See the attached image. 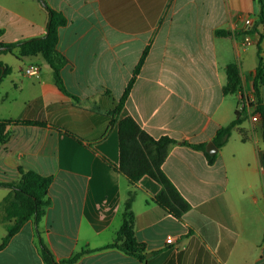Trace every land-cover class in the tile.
Wrapping results in <instances>:
<instances>
[{"label":"crops","instance_id":"1","mask_svg":"<svg viewBox=\"0 0 264 264\" xmlns=\"http://www.w3.org/2000/svg\"><path fill=\"white\" fill-rule=\"evenodd\" d=\"M45 5L67 18L58 50L67 58L61 73L68 94L42 55L0 51V120L46 123L8 126L9 137L0 143V181H17L20 167L53 178L38 231L55 259L89 249L60 264H264L260 120L249 116L248 125L245 120L235 128L213 163L190 146L215 144L217 131L236 118L242 95L256 99L258 44L264 56V39L252 29L259 0H0V43L44 36ZM234 62L242 90L226 95V67ZM30 65L40 67L38 75L25 73ZM5 66L10 72L4 76ZM124 117L154 139L177 141L162 169L190 204L182 218L154 202L157 181L145 175L132 185L118 170ZM130 191L134 235L145 260L104 248L122 224ZM8 193L0 187V203ZM36 231L28 221L0 251V264H44Z\"/></svg>","mask_w":264,"mask_h":264},{"label":"trees","instance_id":"2","mask_svg":"<svg viewBox=\"0 0 264 264\" xmlns=\"http://www.w3.org/2000/svg\"><path fill=\"white\" fill-rule=\"evenodd\" d=\"M260 11L258 20L253 26V30L260 34L261 40L264 39V32L258 31V26L264 24V0H259ZM48 11L47 32L42 37L30 38L13 43H0V51L3 53H15L18 57L42 55L44 60L50 65L57 87L67 93L62 78V69L67 64V58L58 50L59 30L67 24V18L63 13L53 10L45 5ZM146 52H144V56ZM143 61V58H142ZM139 62L135 69L134 76L130 80L123 97L116 109L119 112L127 99L135 77L141 66ZM4 64L0 63V67ZM10 72V68L5 66L4 76ZM227 83L224 93L235 94L242 90V74L237 63H230L226 67ZM264 86V56L258 44V65L252 73V93L256 97L254 101L242 95L240 103L242 106L236 111V118L228 125L221 127L215 137L214 142L218 148H222L232 135L235 128L242 125L249 116H258L264 135V100L262 98V88ZM10 124H25L45 126L43 122L0 120V143L7 141L9 137L8 126ZM119 130V149L120 161L118 170L125 175L130 184L134 185L143 176L148 175L161 185V191L154 198V202L177 218H182L189 210L190 204L179 193L174 184L168 178L162 165L164 164L170 148L177 141L162 137L154 139L145 132L132 117H124L118 122ZM201 150L213 163L217 155L207 152L205 144L190 145ZM20 176L17 181L1 182L0 187L9 190L7 196L0 203V222L5 224L6 234L0 240V251L4 250L10 240L23 228L30 220H33L37 227L38 244L40 255L44 264L73 263L83 254L92 250L84 249L68 259L58 262L50 249L43 242L38 231V224L45 215L50 205L48 191L52 184L51 176L42 175L32 169L19 168ZM135 200V192L130 191L123 207L122 224L117 231L113 242L104 248H115L127 255L136 257L140 260L146 259L144 245L137 242L134 235L135 214L132 209Z\"/></svg>","mask_w":264,"mask_h":264},{"label":"built area","instance_id":"3","mask_svg":"<svg viewBox=\"0 0 264 264\" xmlns=\"http://www.w3.org/2000/svg\"><path fill=\"white\" fill-rule=\"evenodd\" d=\"M245 24H246V26L250 25V24H251V20H250V19H246V20H245ZM245 40H246V42H248V41H249V38L246 36ZM39 72H40V67L37 66V65H30L29 67H27V68L25 69V73H26L27 75H29V76H35V75H38ZM252 119H253L254 121L259 120V118H258L257 115H256V116H253ZM172 241H173V240H172L171 238H169V239L167 240L168 243H171Z\"/></svg>","mask_w":264,"mask_h":264},{"label":"water","instance_id":"4","mask_svg":"<svg viewBox=\"0 0 264 264\" xmlns=\"http://www.w3.org/2000/svg\"><path fill=\"white\" fill-rule=\"evenodd\" d=\"M217 150L218 148L213 142L208 144L207 151L209 154L214 155L217 152Z\"/></svg>","mask_w":264,"mask_h":264},{"label":"rangeland","instance_id":"5","mask_svg":"<svg viewBox=\"0 0 264 264\" xmlns=\"http://www.w3.org/2000/svg\"><path fill=\"white\" fill-rule=\"evenodd\" d=\"M231 95H234V94H231ZM235 97V96H234ZM242 104V102H241ZM245 125H248V121L246 120V122L244 123ZM235 135H237V133H235ZM239 145H242L240 144V142H237ZM6 234V228L0 224V240L2 239V237Z\"/></svg>","mask_w":264,"mask_h":264}]
</instances>
